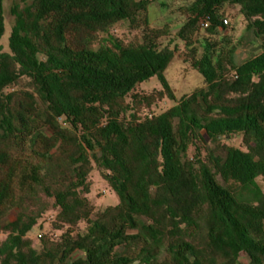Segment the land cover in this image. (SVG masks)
Segmentation results:
<instances>
[{
  "label": "trees",
  "instance_id": "trees-1",
  "mask_svg": "<svg viewBox=\"0 0 264 264\" xmlns=\"http://www.w3.org/2000/svg\"><path fill=\"white\" fill-rule=\"evenodd\" d=\"M157 1L21 0L5 47L0 0V264H264V49L237 64L235 47L198 56L194 39L203 19L226 30L227 3L264 36V0H180L178 38L205 84L179 99ZM154 76L161 89L135 92ZM96 169L118 204L90 202ZM51 206L61 233L39 251L28 234Z\"/></svg>",
  "mask_w": 264,
  "mask_h": 264
},
{
  "label": "rangeland",
  "instance_id": "rangeland-1",
  "mask_svg": "<svg viewBox=\"0 0 264 264\" xmlns=\"http://www.w3.org/2000/svg\"><path fill=\"white\" fill-rule=\"evenodd\" d=\"M30 2V1H29ZM21 3V0H4L6 32L2 38V43L8 47V39L11 34L15 17L11 13V8L15 4ZM23 5V4H22ZM184 3L180 0H158L149 6V20L152 27L162 28L169 25V34L160 39L161 46H178L179 51L175 59L171 62L165 76L175 91L176 98L179 99L183 95L191 94L195 89L204 86L203 76L194 69L191 61H189L188 50L185 44L178 38V31L186 21V14L181 6ZM219 13L223 18H227L229 23L226 30L220 29L216 34H209L204 28H199L194 35L196 46L200 56L204 50V46L209 42L215 47L216 55L224 49L235 47V62L237 64L254 56L264 49V36H256L252 30L248 28V21L241 14L239 6L233 4H224ZM116 33L123 38L130 39L134 33L130 32L126 23L119 25ZM162 84L158 77L142 82L135 92L151 93L156 89H161ZM175 105L172 99H165L158 102L150 110L145 113L158 115ZM228 144L234 146L242 145L241 136H233L226 140ZM259 186L264 191V177L256 179ZM92 189L88 198L95 209H103L107 206L118 204L119 198L117 194L111 190L109 184L104 181L99 170H95L91 175ZM57 209L53 206L47 211L45 216L39 221L38 225L33 227L28 237L33 240L35 247L40 251V239L42 235H50L58 238L61 231L54 228V220ZM16 218V211L13 210L10 215L3 220V224L13 221ZM85 224L81 223L76 228V232H83ZM41 235V236H40ZM242 264H250L246 254L240 257Z\"/></svg>",
  "mask_w": 264,
  "mask_h": 264
},
{
  "label": "built area",
  "instance_id": "built-area-1",
  "mask_svg": "<svg viewBox=\"0 0 264 264\" xmlns=\"http://www.w3.org/2000/svg\"><path fill=\"white\" fill-rule=\"evenodd\" d=\"M224 23L225 24H228L229 23V21H228V19L227 18H225L224 19ZM209 26V21L208 20H201V27L202 28H206V27H208ZM41 236V235H40Z\"/></svg>",
  "mask_w": 264,
  "mask_h": 264
}]
</instances>
